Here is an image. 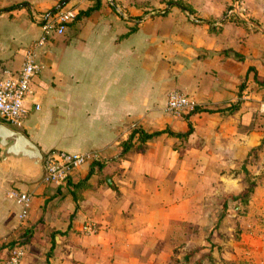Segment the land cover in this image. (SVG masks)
<instances>
[{
    "label": "crops",
    "instance_id": "1",
    "mask_svg": "<svg viewBox=\"0 0 264 264\" xmlns=\"http://www.w3.org/2000/svg\"><path fill=\"white\" fill-rule=\"evenodd\" d=\"M61 1L0 0V67L34 45L20 130L42 153L97 158L63 184L0 158V264L13 246L17 264H264V225L245 212L264 186V0L171 3L139 22L66 0L75 18L39 44L36 18ZM171 90L193 105L168 113Z\"/></svg>",
    "mask_w": 264,
    "mask_h": 264
},
{
    "label": "built area",
    "instance_id": "2",
    "mask_svg": "<svg viewBox=\"0 0 264 264\" xmlns=\"http://www.w3.org/2000/svg\"><path fill=\"white\" fill-rule=\"evenodd\" d=\"M73 17L74 12L72 9L59 8L49 18L43 15L36 18V23L43 31V35L40 36L37 42L42 44L45 36L50 33L61 34L66 24ZM33 46L31 45L25 51L23 61L18 69L11 70L0 67V123L8 127H20L24 116L29 110L27 98L32 94L31 80L40 68L33 52ZM192 105L193 102L186 93L171 90L167 94L164 109L168 113L176 115ZM38 107V104L33 105L34 109ZM96 158L97 154L95 152L75 154L61 149L46 150L42 153L41 179L47 183L63 184L71 169L79 166L85 160ZM6 196L21 205H25L29 200L27 193L13 189L7 191ZM20 255V250L13 246L3 264H17Z\"/></svg>",
    "mask_w": 264,
    "mask_h": 264
},
{
    "label": "rangeland",
    "instance_id": "3",
    "mask_svg": "<svg viewBox=\"0 0 264 264\" xmlns=\"http://www.w3.org/2000/svg\"><path fill=\"white\" fill-rule=\"evenodd\" d=\"M106 4H112L116 6L117 10L123 13V16L126 19H133L135 21H140L146 18H151L154 15H160V12L162 10H165L168 5L171 3H177V4H199V1L201 0H102ZM12 128L16 130H20V127H13ZM22 131V130H20ZM247 181H249V175H246ZM256 179L254 180H261V178H258L257 175L255 176ZM252 200L248 203V207H246L245 212L247 211L248 214H251V218L254 221L255 225H264V186L261 185L259 181V186L256 188V191H254V194L252 195ZM234 225L233 228H238V224L233 221ZM240 225V223H239ZM237 256V257H235ZM232 256L235 260V264H251V261H246L245 257L240 256V253ZM222 258V256H220ZM239 258V259H237ZM243 258V259H242ZM213 263L210 259V264ZM221 264H232L228 262L227 260L222 259Z\"/></svg>",
    "mask_w": 264,
    "mask_h": 264
},
{
    "label": "water",
    "instance_id": "4",
    "mask_svg": "<svg viewBox=\"0 0 264 264\" xmlns=\"http://www.w3.org/2000/svg\"><path fill=\"white\" fill-rule=\"evenodd\" d=\"M61 1L52 11L60 8ZM0 158L4 161L18 162L23 174L30 178L42 176V152L22 131L0 123Z\"/></svg>",
    "mask_w": 264,
    "mask_h": 264
},
{
    "label": "trees",
    "instance_id": "5",
    "mask_svg": "<svg viewBox=\"0 0 264 264\" xmlns=\"http://www.w3.org/2000/svg\"><path fill=\"white\" fill-rule=\"evenodd\" d=\"M75 16H76V15H74L73 18H75ZM250 191H251V187L249 186V187H247V188L245 189V191L242 192V195L246 196Z\"/></svg>",
    "mask_w": 264,
    "mask_h": 264
}]
</instances>
